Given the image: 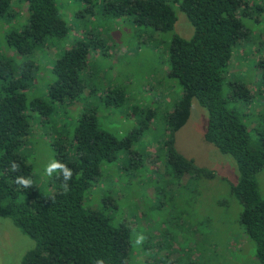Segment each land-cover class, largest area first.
I'll use <instances>...</instances> for the list:
<instances>
[{
    "label": "trees",
    "instance_id": "1",
    "mask_svg": "<svg viewBox=\"0 0 264 264\" xmlns=\"http://www.w3.org/2000/svg\"><path fill=\"white\" fill-rule=\"evenodd\" d=\"M16 1L26 6L27 16L17 31L5 36L7 45L23 60L15 70L0 60V218L8 219L32 242L19 264H127V225H115L111 217L96 208L84 207V196L98 182L101 164L115 161L152 120L165 126L162 146L174 178H183L186 185L214 178L213 172L182 157L174 147V135L188 119L191 100L206 114L203 141L234 164L237 177L234 183H228V194L239 208L236 221L253 247L254 264H264V200L258 195L256 182V174L264 168V131L244 124L236 109L228 107L236 99L246 104L264 95V54L254 65L259 70L258 87L254 89L260 94H250L243 84L231 80L225 84L227 98L222 94L232 50L247 37L237 19L238 10L245 13V3L114 0L103 4V10L108 8L113 16H126L134 27L148 28L162 36L172 32L174 10L192 28L187 39L172 34L159 57L164 60L161 79L168 81L171 101L163 104L160 116L152 109L129 107L126 115L135 119L137 127L117 140L98 126L96 109L87 105L84 90V62L90 47H102L100 41H78L60 52L51 66L53 82L47 87V99L26 101L24 91L33 67L28 57L47 39L63 37L66 28L53 0ZM11 4L12 0H0V18L13 12ZM122 91L120 87L108 91L105 104L119 108L127 104ZM89 92L87 95H92ZM74 102H78L80 110L76 116L71 115L75 117L69 121L71 129L56 131L62 125L51 121L52 113ZM33 115L54 123V139L50 142L55 162L66 165L72 173L66 181L63 172L55 170L53 187L46 195H39L34 183H17L18 177L29 180L32 173L18 152ZM13 164L18 166L16 170ZM103 199L109 198L103 197L102 202Z\"/></svg>",
    "mask_w": 264,
    "mask_h": 264
},
{
    "label": "rangeland",
    "instance_id": "2",
    "mask_svg": "<svg viewBox=\"0 0 264 264\" xmlns=\"http://www.w3.org/2000/svg\"><path fill=\"white\" fill-rule=\"evenodd\" d=\"M107 1L114 0H53L66 34L47 39L28 57L33 67L24 94L26 101L46 100L56 56L75 42L100 41L102 47H90L84 62L86 101L96 109L100 129L121 140L137 127L135 119L126 115L129 107L152 109L160 116L163 104L171 101L168 81L161 79L164 60L159 57L172 34L187 39L192 28L174 10L172 32L162 36L148 28L134 27L128 17H115L108 8L103 10ZM241 1L245 13L238 10L237 19L247 37L232 50L222 89L225 98L228 80L243 84L250 94L257 92L254 88L258 87L259 70L254 65L264 54V0ZM11 9V14L0 18V60L15 70L23 58L7 45L5 36L20 28L27 12L26 6L16 0H12ZM119 87L127 104L120 108L107 106L104 96ZM259 96L246 104L236 99L228 107L236 109L244 124L264 131V95ZM78 110V102H74L52 113L51 121L62 125L56 131L70 130L69 121L75 118L71 115L76 116ZM40 118L32 116L18 153L31 168V184H35L39 195H46L53 187L55 173L46 172L55 162L51 146V127L55 125ZM205 125V111L191 100L188 119L174 135V147L182 157L213 172L210 180L186 185L183 178L170 174L162 146L165 126L157 120L146 123L143 133L138 131L136 141L115 161L101 164L99 180L86 192L83 205L111 217L115 225H127V264H254L253 247L236 221L239 208L228 194V183H234L237 177L234 164L203 141ZM256 182L258 195L264 200V168L256 174ZM103 197L109 199L102 202ZM139 237L143 240L138 243ZM31 247L32 242L8 219L0 218V264H19Z\"/></svg>",
    "mask_w": 264,
    "mask_h": 264
},
{
    "label": "clouds",
    "instance_id": "3",
    "mask_svg": "<svg viewBox=\"0 0 264 264\" xmlns=\"http://www.w3.org/2000/svg\"><path fill=\"white\" fill-rule=\"evenodd\" d=\"M17 167H18L17 165L13 164V170H16ZM57 169H59V170H61L63 172L64 179L66 181L71 178V175H72L71 170L68 169L66 165H62V164H59L57 162H54L51 165H49L47 167V169H46V172H47L48 175H51L53 170H57ZM17 183L25 185V186H28L31 183V181L30 180H26V179H24L22 177H18L17 178ZM65 187H67V185H65ZM142 240H143V237H139L137 242L139 243Z\"/></svg>",
    "mask_w": 264,
    "mask_h": 264
}]
</instances>
